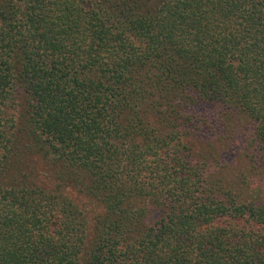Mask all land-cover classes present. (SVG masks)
<instances>
[{
	"label": "trees",
	"instance_id": "trees-1",
	"mask_svg": "<svg viewBox=\"0 0 264 264\" xmlns=\"http://www.w3.org/2000/svg\"><path fill=\"white\" fill-rule=\"evenodd\" d=\"M0 264H264V0H0Z\"/></svg>",
	"mask_w": 264,
	"mask_h": 264
},
{
	"label": "rangeland",
	"instance_id": "rangeland-1",
	"mask_svg": "<svg viewBox=\"0 0 264 264\" xmlns=\"http://www.w3.org/2000/svg\"><path fill=\"white\" fill-rule=\"evenodd\" d=\"M66 192L69 193V194L72 196V198H76V199H78L82 206H83V205L86 206V208H87L89 214H92V212H93L92 210H93V209L90 207V202H87L86 199H85L84 197L78 196V194L73 193L71 190H68V191H66ZM88 227H89L88 236H90V235H91L92 224L90 223V225H89Z\"/></svg>",
	"mask_w": 264,
	"mask_h": 264
}]
</instances>
